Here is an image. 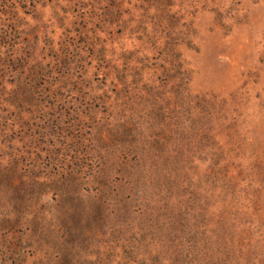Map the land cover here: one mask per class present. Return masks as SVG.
<instances>
[{
  "label": "rangeland",
  "instance_id": "rangeland-1",
  "mask_svg": "<svg viewBox=\"0 0 264 264\" xmlns=\"http://www.w3.org/2000/svg\"><path fill=\"white\" fill-rule=\"evenodd\" d=\"M0 264H264V0H0Z\"/></svg>",
  "mask_w": 264,
  "mask_h": 264
}]
</instances>
